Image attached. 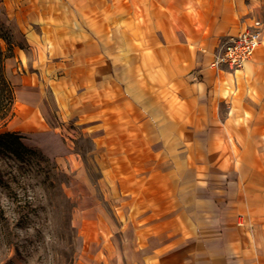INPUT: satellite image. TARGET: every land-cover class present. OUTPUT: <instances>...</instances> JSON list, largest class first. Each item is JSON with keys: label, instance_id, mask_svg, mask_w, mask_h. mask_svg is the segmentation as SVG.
<instances>
[{"label": "crops", "instance_id": "obj_1", "mask_svg": "<svg viewBox=\"0 0 264 264\" xmlns=\"http://www.w3.org/2000/svg\"><path fill=\"white\" fill-rule=\"evenodd\" d=\"M0 7L14 41L30 45L26 61L42 53L51 76L82 91L99 141L116 142L104 154L121 163L115 203L126 240L111 241L107 255L112 219L89 199L79 220L95 231L87 237L98 259L88 263L264 264V0ZM256 21L261 45L244 67L210 68L220 42Z\"/></svg>", "mask_w": 264, "mask_h": 264}, {"label": "rangeland", "instance_id": "obj_2", "mask_svg": "<svg viewBox=\"0 0 264 264\" xmlns=\"http://www.w3.org/2000/svg\"><path fill=\"white\" fill-rule=\"evenodd\" d=\"M1 13L0 7V22ZM0 46L7 56L0 81V134H18L25 146L45 156L16 159L0 146V264H90L98 255L87 234L95 231L79 220L89 199L101 203L112 219L116 238L106 243L105 252L112 242L126 240L120 230L126 222L115 203L121 163L104 154L116 142L99 141L93 125L85 123L82 91H74L62 72L51 76L42 53L26 61L30 45L16 43L14 35L11 48L2 39ZM126 161L130 164V158Z\"/></svg>", "mask_w": 264, "mask_h": 264}, {"label": "built area", "instance_id": "obj_3", "mask_svg": "<svg viewBox=\"0 0 264 264\" xmlns=\"http://www.w3.org/2000/svg\"><path fill=\"white\" fill-rule=\"evenodd\" d=\"M263 24L256 21L252 29L231 36L220 42L214 52L210 68L215 70H240L252 58L262 41ZM194 79L200 78V72H194Z\"/></svg>", "mask_w": 264, "mask_h": 264}, {"label": "trees", "instance_id": "obj_4", "mask_svg": "<svg viewBox=\"0 0 264 264\" xmlns=\"http://www.w3.org/2000/svg\"><path fill=\"white\" fill-rule=\"evenodd\" d=\"M0 39L4 40L8 47L11 48L12 34L10 29L3 22H0ZM6 58L7 56L4 55L0 46V81L3 79L2 64L3 60ZM0 146L6 149V151L12 154L16 159H23L24 154H27L28 156L38 154L45 159V156L42 153H37L38 150L25 146L21 142V136L12 132L0 134Z\"/></svg>", "mask_w": 264, "mask_h": 264}]
</instances>
